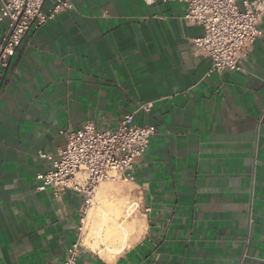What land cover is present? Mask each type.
Here are the masks:
<instances>
[{
    "label": "crops",
    "instance_id": "obj_1",
    "mask_svg": "<svg viewBox=\"0 0 264 264\" xmlns=\"http://www.w3.org/2000/svg\"><path fill=\"white\" fill-rule=\"evenodd\" d=\"M69 1L24 36L0 78V264L64 263L83 199L36 190L38 152L62 150V130L126 115L156 134L130 180L98 187L81 240L98 209L129 204V241L113 258L81 241L76 264H264V18L241 71L207 75L184 3ZM6 31L1 21L0 42Z\"/></svg>",
    "mask_w": 264,
    "mask_h": 264
},
{
    "label": "built area",
    "instance_id": "obj_2",
    "mask_svg": "<svg viewBox=\"0 0 264 264\" xmlns=\"http://www.w3.org/2000/svg\"><path fill=\"white\" fill-rule=\"evenodd\" d=\"M45 0H0V22L7 21V31L0 42V78L16 55L24 36L37 31L57 14L72 9L69 0H55L47 11ZM149 2L150 0H145ZM186 6L183 20L201 28L193 39L195 50L209 62L207 75L241 71L243 53L260 36L259 23L264 18L261 0H177ZM151 104L139 109L149 112ZM155 126H137L132 115H126L115 127L98 129L86 122L76 131L62 130L65 138L62 150L51 154L38 152L45 168L35 177L36 190L51 189L54 196L67 190L82 195L77 241L68 249L63 264H76L87 212L93 207L101 184L127 182L134 164L148 150Z\"/></svg>",
    "mask_w": 264,
    "mask_h": 264
},
{
    "label": "bare ground",
    "instance_id": "obj_3",
    "mask_svg": "<svg viewBox=\"0 0 264 264\" xmlns=\"http://www.w3.org/2000/svg\"><path fill=\"white\" fill-rule=\"evenodd\" d=\"M130 208L131 207L128 204V207L125 210L126 212L124 211L123 213H121V211H113L112 215L102 211L101 209H98V210H100V213H99L100 219H99V225H98L97 229L95 230V235L99 239L98 242H101L100 244L104 245L105 249L107 250V252H106L107 254L106 255L105 254H101V252L98 253L101 256H103L104 258H113V257H115L127 245L126 243H127L128 238H129V236H128V234H129L128 233V231H129L128 222L130 221L129 220L130 219L129 218L130 217V211H129ZM87 225H89V224L87 223ZM131 225H132V223H131ZM132 239H133V237H132ZM81 241L83 242L84 246H86V247H88V248H90L92 250L97 249L96 245H90L89 236H86Z\"/></svg>",
    "mask_w": 264,
    "mask_h": 264
},
{
    "label": "rangeland",
    "instance_id": "obj_4",
    "mask_svg": "<svg viewBox=\"0 0 264 264\" xmlns=\"http://www.w3.org/2000/svg\"><path fill=\"white\" fill-rule=\"evenodd\" d=\"M121 183H123V182H120V183H116V184H114V185H112V186H118V185H120ZM111 208L109 207L108 208V210H110ZM92 210H93V208H92ZM91 210V211H92ZM107 210V209H106ZM100 217V216H99ZM98 225H99V223H97ZM98 225L95 227L96 229H97V227H98ZM95 229V230H96ZM95 230H94V234L92 233L91 235H89V240H91L90 242H94V243H91L90 245H96L97 246V248L98 249H100L99 251L101 252H104V250H105V246L104 245H102V244H100L101 242H98L99 241V239L96 237V235H95ZM85 237H83L82 239H84ZM98 242V243H97ZM95 250V249H94ZM97 250V249H96ZM101 252V253H102Z\"/></svg>",
    "mask_w": 264,
    "mask_h": 264
}]
</instances>
